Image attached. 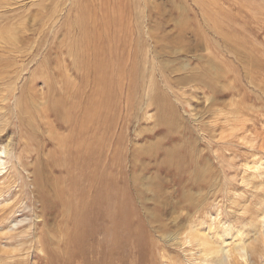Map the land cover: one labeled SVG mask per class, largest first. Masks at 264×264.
I'll return each mask as SVG.
<instances>
[{"label":"rangeland","instance_id":"1","mask_svg":"<svg viewBox=\"0 0 264 264\" xmlns=\"http://www.w3.org/2000/svg\"><path fill=\"white\" fill-rule=\"evenodd\" d=\"M79 4L96 18L93 23L89 20L93 30H102L97 20L106 22L98 44L108 41V54L114 59L111 70L116 69L115 75L119 67L122 70L119 85L112 90L118 95L117 106L94 123L104 146L101 162L122 155L124 169L130 171L136 160L140 195L133 199L138 213L130 227L143 236L136 220L139 215L150 242L126 248L124 259L120 253L108 256L103 229L90 238L93 227L90 236L72 247L81 250L69 264H251L252 259L253 264H264V0H0V264L65 261L54 255L62 249L65 211L51 186L46 185L45 196L40 197L32 169L26 165L34 157L23 155L34 153L40 141L44 153L53 149L35 109L44 100L40 92L45 90L40 87L51 80L64 92L63 72L70 91L78 83L74 72L79 63L76 43L81 39ZM153 35L162 41L156 44ZM170 46L171 55L165 52ZM134 64L138 86L129 90ZM193 68L202 71V77L216 74V90L176 80L187 77L191 73L187 70ZM89 76L94 89L93 75ZM154 90L166 94L173 107L170 111L162 104L166 113L171 112L170 126H175L171 138L162 140L163 147L179 151L186 163L182 176L162 168L161 176L171 180L162 192L146 186L145 177H151L154 169L139 168L147 161L144 147L167 128L156 125L155 107L148 102ZM53 118L48 116L55 124ZM36 125L40 136L34 137ZM57 127L58 132H66ZM7 139L11 144L6 152ZM99 160L96 154L94 162ZM47 197L50 202L44 205ZM155 197L160 200L154 201ZM246 244L255 245L258 253L250 255Z\"/></svg>","mask_w":264,"mask_h":264},{"label":"bare ground","instance_id":"2","mask_svg":"<svg viewBox=\"0 0 264 264\" xmlns=\"http://www.w3.org/2000/svg\"><path fill=\"white\" fill-rule=\"evenodd\" d=\"M78 9H79V11L77 10L78 11L77 20H78L80 27H81V29H80L81 30V36H80L81 39L79 42L76 43L77 47L75 50V56H77L79 63H78V66L76 67V72H74L76 74L77 78L79 79L78 83L76 82L77 85H73L74 91H70L71 85L69 84V80L66 79L67 76L62 71L63 74H61V76L63 79H65V82H64L65 83L64 84L65 91L64 92H62L60 89H57L56 86L54 85V82H52L51 80L48 82L47 81L44 82L43 86L40 87L41 88L40 91L42 89L45 90V91L40 92L43 95V97H41V98L44 100L41 102H37L39 105H37L35 107V109L37 110L36 112L38 113V117H40V120L43 123V125H41V126L46 129L45 131L47 133V136L53 142V149H50L47 153H44V151H43L44 144L40 143L41 142L40 141L39 143L35 144L36 148L33 149L34 153L29 152V153L23 155L24 157L25 156H27V158L29 157L28 159H30L31 157H34V161L32 163H27V164L25 163V164L30 166L32 169L31 174L33 175L34 187H35V190L39 193L40 197L45 196V193L43 192L45 190L44 189L45 186L46 185L51 186V190H52L54 196L58 199V201H57L58 204L62 207V209H64L63 211H65L64 227H63V230L61 229V231H63L64 233H62V234L60 233L61 236L63 237V239L61 238L63 240V241L61 240L62 241V249H61L60 254H58L56 252L54 253V255L56 254L55 258L57 261L63 262L65 260L63 262L64 264H69V262L75 256V254L77 255V251L80 248L77 247L76 250H73L72 247L79 246L80 245L79 242L82 243V241L85 239V237L90 236V234H91L90 231L92 230L93 227L95 228V232L92 234V237H90V238H93L97 231L99 232L100 230L103 229V232H104L103 235H105L103 243H105L107 246L106 247L107 248L106 254L108 256L118 255L120 253V257H122L124 259L126 256L123 253L125 251L126 252L128 251V250H125L126 248L133 250L134 248H136L135 244H142L145 241L150 242V238L149 239L147 238V233H148L147 228H146V226H144L142 218L139 215L136 218V220L138 219V221H137L138 227L140 228L139 230L143 232V236H139V235L135 234L133 229L130 227V224L132 223V216L135 215V213H138L133 199L136 200L135 195L138 197L140 195V193L138 192L139 189L137 186V178L138 177H137V175H135V171L138 170L136 160H134V162L132 163L130 171L124 169L125 168L124 167L125 159L122 157V155L116 157L115 159L113 158L114 160L112 159L107 164L101 162V159L103 157L104 146H103L102 142H100L101 138L96 136L97 135L96 132H99L100 130L98 128L96 129L94 127V123L96 124L95 121L103 120L104 115L107 116V113L109 114L108 111L110 109H112V107L117 106V100H118L117 96L118 95H116L115 92H113L112 90L114 89V91H115L116 85L117 86L119 85L120 75L122 76V70L120 69L119 66H117L118 64L116 65V68L119 67V69H118L119 72L117 75H115V73H114V71H116V69L114 71L111 70L110 64L112 63V61L114 59L112 58L113 60H111V56H109V54H108V53H111L110 51H108V45H107L108 41L105 40L104 42H102L103 41L102 40L101 44L100 45L98 44L99 41L102 39L101 37L104 36L105 32H103V31L106 29V22L97 20L100 23V25H101L100 27L102 28L103 31L100 29H99V32L97 31L98 29L93 30V28L90 27V21L89 20H92V23H93V22H96V18L94 16H91L89 11H87L86 6L79 4ZM157 35H159V34H157ZM99 38H101V39L99 40ZM130 40H129V42H130ZM152 40H154L156 44L159 43L158 41H162V39H160V40H159V38L157 39L156 35L152 36ZM118 41H120V40H118ZM126 45H127V43H126ZM144 45H145V43H144ZM132 51H133V49H132ZM135 52H136V50H135ZM165 52L167 54L171 55V46H170V49L166 50ZM178 52H179V50H178ZM155 54H156V52H155ZM236 55H238V54H236ZM130 61H132V60H130ZM134 61L138 62V60L137 61L134 60ZM76 64H77V62H76ZM212 64H214V63L212 62ZM135 65L136 64H134L131 68L128 67L131 69L129 71V75H130L129 79H132L129 83V90H133L138 86L137 77H136V80L134 79L135 76H137L136 74L138 72L137 68H136L137 66H135ZM186 66H187V64H186ZM121 67H123V66H121ZM53 68H55V67H53ZM238 70H239V68H238ZM187 71H191V73L188 74L187 77L179 78L176 80H179L181 82L192 81L195 84L198 83V84L209 87L211 89V91L216 90V89L214 90V86H215L214 82L217 81V77L215 76L216 74L214 76H212V78H206V77H202V71H200V73H199V71H197V69H195V68H193L191 70L188 69ZM68 72H70V71H68ZM89 74L93 75V76H91V78H92V83L94 85V89H92V87H91V80H89L90 79ZM69 76H72V75H69ZM122 79H121V81H122ZM150 85H151V83H150ZM58 90H60V91H58ZM96 95H98V97L94 98V96H96ZM128 97L133 99V95H128ZM128 97L126 96V98H128ZM148 99H149L148 102L150 103V105H154V107H155L154 108L155 109V115H156L155 121L157 124L155 122L154 123L156 125H159L160 126V127L158 126L159 128L164 127V126H166L167 128L163 131L162 136L156 135L157 137L155 140H153V143H150L149 146L146 148L144 147L145 152L143 154L147 158L146 159L147 161H144L140 165L139 168L142 171H145L149 168L154 169V170L152 169L153 172L151 174V177H149V178L145 177V180H147L146 186H147V188H148V186H150V189H151V187H152V189L154 188L153 190H155V188H156L157 191L160 190V192H162L164 190V186L168 183H171V180L166 178V177H162L159 172L164 169V170H166V172L171 171V173L174 174L175 176L176 175L180 176L181 173L184 172L185 156L182 155L179 151L177 152V150L171 151V146L170 147H163L162 140L164 138H167V140L170 139L171 138V127H175V126H172V124L170 126L171 112L169 115L168 113L165 112L166 110L162 106V104H164L165 108L167 107L170 111L173 110L171 103H169L168 98H166V94L164 95V94L160 93L159 91L154 90L152 92V95H148ZM18 100L19 99L16 98L15 102L17 103ZM126 102H128V101H126ZM50 114L53 115V117H54L53 122H55V124H53L52 121H50V119H48V116H50ZM111 123H112V121H111ZM37 124H38V122H37ZM155 124H154V127H155ZM55 125H57L58 127L62 128V129L64 128L66 130V132L65 133L58 132L54 128ZM98 127L100 128V126H98ZM2 128L4 129V126ZM97 130H99V131H97ZM39 132L40 131L37 129V125H36V127H34L32 129V135L35 137L36 135H38ZM173 133H174V131H173ZM30 134H31V131L29 132V135ZM9 135H10V133H9ZM19 135L22 136L21 134H19ZM174 135H175V133H174ZM38 136H40V135H38ZM105 140H106V138H105ZM6 141H4V142H6V144H4L3 142L2 143L4 144L5 151L7 152L9 150L8 147L11 144V140L7 139ZM16 143H17V141H16ZM45 145H47V144H45ZM144 149H143V151H144ZM175 149H177V148H175ZM14 150H15V148H14ZM6 152H5V154H6ZM9 153H10V151H9ZM12 153H14V152H12ZM96 154H98L100 157V160L98 161V163L94 162V158H95ZM159 154L161 155V157H158ZM17 156L18 157H16V159L18 160V162H21L22 156H20L18 154H17ZM25 161H26V159H25ZM26 162H28V161H26ZM94 164L98 165V167H95ZM185 166H186V163H185ZM97 169H102V171L99 172V170H97ZM56 170L59 172V174H57V175L53 173ZM113 171H115V172H113ZM116 171H118L120 173V175H117ZM11 175H13V174H11ZM171 177H172V175H171ZM29 178H31V177H29ZM15 179H16V177H15ZM111 183H112V185H111ZM153 190H151V191L155 192ZM46 193H48V192H46ZM149 193H150V191H149ZM5 196H7V194ZM7 200H8V198H7ZM158 200H160V199H158V198L154 199V201H158ZM43 202H44V205H48L50 200L47 197V199H45ZM13 203H14V201H13ZM156 203L161 204L159 202H156ZM169 203L170 202H168V204ZM163 206H165V205H163ZM8 214L9 213H7V215ZM147 214H149V213H147ZM59 215H61V214H59ZM148 217L149 216H147V218ZM151 217L153 218L154 215L152 214ZM157 219L158 218L155 217L153 220L156 221ZM103 222H105V224ZM150 224H152V223H150ZM151 226H153V225H151ZM25 231L27 233V230H25ZM36 233L38 234V232H36ZM18 234H19V232H18ZM22 234H25V233L23 232ZM103 235H102V233L100 234V236H103ZM31 240H33V239H31ZM130 240H133V242H136V243H133V245L131 246L130 245L131 242H129ZM90 241H92V240H90ZM59 246L60 245H58V247ZM247 246H248L250 255L255 256L258 253L255 245L254 246L247 245ZM103 249H104V247H103ZM207 249L208 248H206V246H205L204 251L207 252ZM102 259H103V257H102ZM217 262L220 263L219 261H217ZM251 262H252L251 264H253L254 259H252Z\"/></svg>","mask_w":264,"mask_h":264}]
</instances>
